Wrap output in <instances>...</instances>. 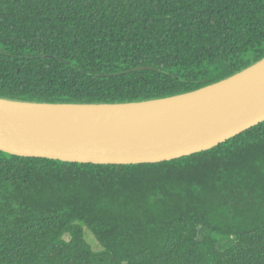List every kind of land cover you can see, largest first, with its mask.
<instances>
[{
    "label": "trees",
    "instance_id": "16d2710c",
    "mask_svg": "<svg viewBox=\"0 0 264 264\" xmlns=\"http://www.w3.org/2000/svg\"><path fill=\"white\" fill-rule=\"evenodd\" d=\"M263 57L264 0H0L1 98H163ZM0 264H264V120L154 163L0 150Z\"/></svg>",
    "mask_w": 264,
    "mask_h": 264
},
{
    "label": "water",
    "instance_id": "95a60500",
    "mask_svg": "<svg viewBox=\"0 0 264 264\" xmlns=\"http://www.w3.org/2000/svg\"><path fill=\"white\" fill-rule=\"evenodd\" d=\"M191 95L163 117L131 125L105 122L64 126L23 116L31 104L79 110L88 106L150 103ZM264 120V57L198 89L163 98L121 103H50L0 97V150L65 162L138 164L191 155L212 148Z\"/></svg>",
    "mask_w": 264,
    "mask_h": 264
},
{
    "label": "bare ground",
    "instance_id": "6f19581e",
    "mask_svg": "<svg viewBox=\"0 0 264 264\" xmlns=\"http://www.w3.org/2000/svg\"><path fill=\"white\" fill-rule=\"evenodd\" d=\"M193 96H183L150 103L129 105H102L83 107L75 112L67 107L45 105L14 104L7 105L12 109L17 107L23 116L42 122H54L64 126H76L83 123L105 122L112 125H131L136 122L152 120V115L163 117L169 110L182 106V103Z\"/></svg>",
    "mask_w": 264,
    "mask_h": 264
},
{
    "label": "rangeland",
    "instance_id": "374dc122",
    "mask_svg": "<svg viewBox=\"0 0 264 264\" xmlns=\"http://www.w3.org/2000/svg\"><path fill=\"white\" fill-rule=\"evenodd\" d=\"M84 231H85V238L88 241V243L91 245L92 249L100 250L101 247L98 244L97 240L92 235V233L87 228H85Z\"/></svg>",
    "mask_w": 264,
    "mask_h": 264
}]
</instances>
